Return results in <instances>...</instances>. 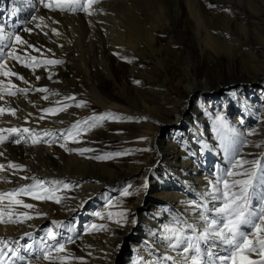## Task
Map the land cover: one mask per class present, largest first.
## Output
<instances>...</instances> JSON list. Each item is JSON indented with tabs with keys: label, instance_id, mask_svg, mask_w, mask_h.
<instances>
[{
	"label": "bare ground",
	"instance_id": "6f19581e",
	"mask_svg": "<svg viewBox=\"0 0 264 264\" xmlns=\"http://www.w3.org/2000/svg\"><path fill=\"white\" fill-rule=\"evenodd\" d=\"M2 1L4 3L0 5V28H3L4 34L14 35L19 31L18 28L24 25L25 21L21 17L25 14L22 11L33 14L40 12L44 19L42 21L38 19L37 23L41 25L42 36L33 38L37 41L33 44L42 46L43 56L31 49H28V52L39 59H58L63 63L48 65L47 70L43 66L38 67L35 75H33L30 68L23 67L14 60L8 61L9 67H12L14 71L30 81V85H25L16 77H10L12 83L18 87H46L50 92H56L59 95L50 96L48 100L41 98L47 93L34 91H29L26 97L23 95L5 96V99L10 101L11 106L18 110L16 116L5 114L0 117V128H29L39 134V138H45L50 143L44 145V142L41 141L33 144L32 139L37 138V136L23 133L21 136L22 141L31 136L32 147L28 150H25L20 144L11 142V140L0 144V151L4 152V156L0 157V163L7 165L11 161L23 165L24 168L16 175L12 174L16 170L5 168V170L0 171V177H6L7 180L11 181L8 184L0 180V191L19 187V183L29 184L32 182L31 180L21 179L24 176L43 177V180L46 181L60 180L64 177V174L59 173V171L63 169L61 164L64 166L70 159V150L53 144L57 137H53L52 132H49L51 133L50 136H44L43 134L57 128V130L63 132L75 121V118L62 112H59L58 115L46 114L42 109L56 107L55 101L60 100L62 97H68L69 92L89 95L93 100L101 102L100 100L104 94L98 82H101L102 75L98 73L96 65L101 64L102 69L107 71L108 76L115 80L109 62L110 54H118L120 51L124 55H129L131 57L130 71L132 74L145 79L149 78L151 82V77L146 76L144 70L139 69L136 63H143L141 59L153 61L162 70H158L159 75L157 74L158 76L153 81L159 82L168 75V78L170 77L171 80L177 82L176 85L189 82L190 94L201 91L211 99H214L211 93L221 86L232 84V82L223 84L224 76L218 73L215 67L216 58H220L223 54L229 60V73L231 76L239 72L235 70L241 64L244 67V71H241L243 75L252 78L257 86L260 85V88H264V0H107V2L98 0L88 11L77 10L75 12L51 11L43 7L39 0H11L10 3H6L5 0ZM82 3H85V0H82ZM84 7H87V4ZM89 12L92 14H88ZM48 21L51 22V25H48ZM53 21H58V23H53ZM44 25H47V27H44ZM53 28L57 30L58 35L52 32ZM69 30L77 34L75 42H69L68 36L65 38L68 42L65 41L63 36L68 34ZM163 31L170 35L171 41L169 44L173 47L172 51L182 58L183 67L179 73H173V63L169 51L167 53L166 46L164 47L160 37ZM44 33H47V35L45 36ZM3 43L7 44L9 42L3 41ZM47 49H51V51H47ZM20 54L23 55V53ZM49 72L52 74L51 79L48 78ZM37 75L40 77L39 80H36ZM0 80H4L7 84L6 78L0 77ZM138 84L141 86L147 85L144 81H140ZM60 87H65L68 92L61 94L56 91ZM137 96V102L141 104L140 107H143L144 113L152 114L153 110L150 108V103L146 101L143 94L139 93ZM116 102L117 100L112 99L102 107L105 111L114 113L118 118H125L124 114H128L127 108L115 104ZM0 106H5L3 101H0ZM231 106L234 107V114L238 116L233 118L237 123L248 110H252L258 118V127H260L261 135L264 137V98L260 102L238 94L231 99ZM29 113H32V115L29 116ZM40 116H45V119H39ZM66 118H68L67 122L64 123ZM181 122L192 123L195 127L204 126L202 120L196 117L188 116L182 118ZM145 127L150 132L158 130L152 121L145 124ZM4 134L7 135V133ZM180 137L182 136L178 135V138ZM206 138L202 130H193L192 138H190V151L172 150L171 143L162 148L163 145L159 144L155 136L147 138V144L151 147H157L156 150L163 161L168 162L167 158H164V154H170L172 163L178 164L182 169L181 174L186 178V182L179 186L169 188L168 184L165 183L153 187L151 191L153 197L159 196L164 201H170L173 207L182 209L183 216L190 219L193 218L194 214L184 202L197 200L198 195L206 191L208 186L206 183L208 175L202 168L203 162L199 152H202L204 147H206L208 153L218 152ZM64 139L65 137L62 140ZM184 139L186 140V138ZM57 140L61 142L60 138H57ZM196 147H199L200 151ZM250 149L261 151V145L254 143ZM139 172L142 173L143 179L146 180L148 177L152 180V183L159 179L152 177V175L157 174L154 165H147ZM134 173V171H131L130 175ZM193 177L198 181L197 185L200 186V189L196 187L194 182L191 183ZM82 180H84V186L89 191L86 196L90 195V197L103 190L105 186L112 184H106L103 178L90 174L83 175ZM85 182L91 184H85ZM161 182L163 183V181ZM149 193L150 190L147 188L141 191V196L135 200L136 202L125 210L128 222L116 223L117 228L111 233L110 239L108 238L106 241L97 239V246L100 250L98 248V252H96L99 256H96L97 259L94 264H98L101 257L103 264H114L116 262L118 249L124 240H127L131 227L136 223L139 216V209H142L145 205ZM86 196L84 198H87ZM31 202L34 205V208L31 209L32 212H30L33 219L23 223H0V238L8 240L12 247L14 245L13 241H18V246L24 244L34 245L37 232L42 229L47 220L62 222L60 221L61 218L53 219L52 214L47 218L49 212L48 214L44 213L43 216H37L36 214L39 212L36 208L37 202ZM151 206L156 212L155 217L148 218L144 216L142 218L144 230L139 232L146 235V239L156 247L157 254L147 256L142 252L141 256L146 264L157 259L158 255L161 256L170 251L166 249L159 236L151 235L154 231L159 232L161 224L157 221V218L162 215V207L158 203L153 201ZM21 209L18 207L16 210L19 212ZM68 215H63V217ZM20 219L23 220V217L21 216ZM139 224L137 223V225ZM146 224L156 228H148ZM53 227L54 230L58 231L59 228L57 229L55 225ZM29 232L32 233V236H25V233ZM21 254L24 255L22 249ZM88 257L93 259L90 255ZM39 259V264H48V261L42 258L41 251ZM27 261L28 264H34L29 259ZM17 264H21V262L17 261ZM71 264L79 263L74 262Z\"/></svg>",
	"mask_w": 264,
	"mask_h": 264
},
{
	"label": "rangeland",
	"instance_id": "374dc122",
	"mask_svg": "<svg viewBox=\"0 0 264 264\" xmlns=\"http://www.w3.org/2000/svg\"><path fill=\"white\" fill-rule=\"evenodd\" d=\"M5 1L6 3L11 2V0ZM104 1L107 2V0ZM3 3L4 2L0 0V5ZM83 4L86 6V0ZM22 12L25 15H22L21 18L24 19L25 23L18 28L19 31L16 32V34L21 35L30 43H36L37 41L33 38L41 37L42 30L36 27L38 24L37 20L32 21L31 18L33 16L41 17L42 15L40 12H37L38 14ZM50 23L48 21V25H51ZM25 27L32 28V34L24 32L23 28ZM75 36L77 37V34L69 30V33L65 34L63 37L64 39L67 37L69 42H75L77 40ZM160 37L164 47L166 46L165 49L167 53L169 51L171 62L173 63V73H179L183 67L182 58L172 51L173 47L169 44L171 41L170 35L163 31ZM67 39H65V41H67ZM109 56L110 67L115 75V80L108 76L107 71L102 69L101 64L96 65L97 71H99L98 73L102 75L101 82H98L104 94L100 100L101 102L93 100L89 95L69 92V96L75 97V101L64 100V97H62L60 100L63 101V103L72 105L66 111H62V113H68L75 118V121H73L71 125L68 124L69 126L63 132L57 130L58 128L48 131L52 132L53 137L55 136L61 140L60 142L56 138L53 144L57 145V147H61L63 144L64 149L68 148V150H70V159L64 166L61 164L63 169L59 171V173L62 172L64 174V177L60 178V181L69 185L67 189L61 186V190L56 193V195L61 197V202L55 203L51 200L38 201L30 197H21V199H23L25 203H32L31 201L37 202L36 208L39 211L38 213L43 212L42 214H48L49 212L47 218L51 216V214L54 217L53 219L61 218L60 221H62L63 226L60 227L58 231L63 233L65 238L71 236L75 240V243L66 244L68 252L74 257H82L83 264H94L97 259L96 256H99L98 253H96L99 248V246H97V239L102 241H106L108 238L110 239L111 233L117 228V224L113 221L118 217L114 215L113 221H110L106 218L107 213L125 211L141 196V191L147 188L150 190V193L146 198V203L142 209H139V216L136 219V223L131 227L127 240L125 239L118 249L116 262L114 263L146 264L141 256L142 252L147 256H154L157 254L155 250L156 247L146 239V235H142L143 233L139 232L144 230V224L142 222L144 216L148 218L155 217L156 212L152 208L151 202L154 201V203H158L162 207V215L160 218H157V221L161 225L169 223L174 216L182 214V209L173 207L170 201H164V199L159 196L154 198L153 193H151L152 188L165 183H167L170 188L171 186H179L186 182L185 176L181 174L182 169L178 164L172 163L170 154H164V158H167L166 160L169 163L163 161L159 152L156 150L157 147H151L147 144V138L149 136H155L159 144L163 145L161 146L162 148H165L166 144L171 143L172 150L190 151L192 131L196 129L198 131L202 130L211 146L218 151L216 152L217 154H212L208 153L206 147L202 148V152L199 147H196L198 151H200L199 156H201V161L203 162L202 168L208 175L207 185L208 180L214 179L215 173L228 167V151H226V149L229 147L237 148L240 155L247 160H261L264 162V137H262L260 127H258V118L252 110H248L237 123V121L233 119L237 115L234 114V107L231 106V99L238 94L261 102L264 98V88H260V85L257 86L252 78L243 75L242 72L244 71V67L241 64L238 65L235 70L239 72L231 76L229 73V60L223 54L220 58H216L215 67L218 73L224 76L223 84L229 82H232V84L221 86L215 92L211 93L214 99H211L209 96L207 97V95L201 91L190 94L189 82H182L180 85H176L177 82L171 80L170 77L168 78V75L163 77L159 82L153 81V79L159 75L158 70L161 68L153 61L150 62L148 59H141L143 63H136L139 69L144 70L146 76L151 77V82L149 78L145 79L132 74L130 71L131 57L129 55H124L123 52L119 51L118 54H110ZM122 57L124 59H122ZM169 74H171V72H169ZM138 80L139 82H146L147 85L141 86L140 84L134 83V81ZM175 88L177 89L175 90ZM56 91L61 94L63 92H68L65 87H60V89L58 88ZM139 93L143 94L146 101L150 103V108L153 110L152 114L147 112L144 113L143 107H140L141 104L137 102V95ZM168 95L169 97H167ZM112 99L117 100L115 104L127 108L128 114H124L125 118H118L114 115L117 118L105 119L100 122L98 126L90 129L81 125L79 135L68 137L67 140H62L63 137H67L68 131L71 130L72 125L77 121H83L85 118L93 115L111 113L110 111H105L102 106L106 105L107 101H112ZM80 101L86 102L85 106L76 107L75 104ZM127 116L129 117L128 119ZM188 116L201 119L204 126L195 127L192 123L181 122L182 118ZM221 117H223L222 126L220 121ZM67 119L68 118L64 120V123L67 122ZM151 121L155 127L158 128L157 131L154 130V132H157L156 134L148 131L145 127V124ZM178 135L182 137L178 138ZM184 138H186V140ZM74 139L78 142H74ZM41 141L44 142V145H48L45 143L49 141L45 138H42ZM254 143L261 145V151L250 149ZM19 144L22 145L25 150L30 149L32 147L31 136H28L26 140ZM83 148L93 149L94 151L85 152L83 155L76 151H71L72 149ZM107 153H120V155H114L112 158L104 160L90 158L102 156ZM192 160H194V158H192ZM147 165H154L157 174L152 175V177L159 178L153 183L148 177L146 180L143 179L142 173L139 172ZM131 171L135 173L130 175ZM85 174L99 176L105 180L106 184H112L105 186L103 190L95 193L91 197L90 195L86 196L89 191L84 186V180H82V176ZM39 178L43 179V177ZM160 180L163 181V183ZM193 182L196 187L200 189V186L197 185L198 181L194 177L191 180V183ZM25 184L28 183H19L18 186ZM85 184L91 183L85 182ZM125 188L128 189L130 195H123ZM85 196L87 198H84ZM110 202L112 205L111 207H109ZM257 203L258 201L254 197L253 205L255 206ZM21 207L19 208L21 209ZM23 210L29 211L22 208L19 212H23ZM29 212L32 211L30 210ZM95 213H101L105 218L101 219L97 217ZM67 214H69L67 217H63V215ZM52 221L59 220L49 219L44 223L42 229L36 234L34 247L30 252H24L22 249V253L34 264H39L40 248H42L40 238L45 235L44 229L54 226ZM137 223L140 224L137 225ZM91 224L107 225V230L86 232V227ZM146 226L151 229L156 228L147 224ZM17 246V244L13 245L14 248ZM89 253H91L90 256H92L94 260L88 257ZM102 260L101 257L99 263H97L101 264ZM74 262L82 264L80 260L71 261V263Z\"/></svg>",
	"mask_w": 264,
	"mask_h": 264
},
{
	"label": "snow or ice",
	"instance_id": "6c2138e0",
	"mask_svg": "<svg viewBox=\"0 0 264 264\" xmlns=\"http://www.w3.org/2000/svg\"><path fill=\"white\" fill-rule=\"evenodd\" d=\"M98 0H86L87 7H84L82 0H39L43 7L51 11H71L75 12L88 11L91 6ZM88 14H92L89 12ZM32 21L43 20L44 17L33 16ZM58 23V21H53ZM37 28L41 25L37 24ZM47 27V25H44ZM24 32L32 34L33 29L30 27L23 28ZM52 32L59 34L55 28ZM46 36L47 33H44ZM3 41L9 43L4 44ZM7 49V51H5ZM39 52L43 56L42 46L30 43L19 34H4L3 28H0V77L7 79L0 80V101L5 106H0V117L5 114L16 116L17 108L12 107L10 101L5 96L16 97L18 95L27 96L29 91L47 93L42 96L43 100H48L50 96H58L59 93L50 92L46 87H18L12 83L10 77L22 81L25 85H30V81L23 75L14 71L9 67L8 61L14 60L23 67L30 68L33 75L38 67L48 65L61 64L63 61L58 59H39L37 56L28 52ZM51 51V49H47ZM20 53H23L21 55ZM122 59H124L122 57ZM49 79L52 74L49 72ZM40 77L37 75L36 80ZM134 83H140L134 81ZM64 100L75 101V97H64ZM84 101L75 104L76 107L85 106ZM56 107H48L42 109L46 114L58 115L59 112L66 111L70 106L61 100L55 101ZM32 113H29L31 116ZM117 118L112 113L93 115L85 118L83 121H77L68 131V137L79 135L81 125L90 129L98 126L105 119ZM39 119H45L40 116ZM221 126L223 117L220 118ZM62 122V121H61ZM4 133H7L5 135ZM23 133H30L39 137V134L29 128L20 129L18 127L0 128V144L11 140V142L19 144L22 142ZM44 136H50L51 133L45 132ZM15 137V138H13ZM42 138L32 139V143H40ZM74 142H78L74 139ZM61 147H64L62 144ZM68 150V149H66ZM83 155L85 152L94 151L93 149H72ZM228 151V167L219 170L214 174V179L208 180L206 191L198 195L197 200L184 202L192 210L193 218H188L182 214L176 215L172 220L161 225L159 232H152L151 235L159 236L164 242L166 249L170 250L159 258L147 262V264H264V162L261 160H247L243 158L237 148L229 147ZM114 155L107 153L102 156L90 157L92 159L104 160L110 159ZM4 156V152L0 151V157ZM16 170L12 174L23 171V165L9 161L7 165L0 163V171ZM24 180H31L29 184L14 187L9 190L0 191V223H23L33 219L29 211L18 212L16 209L21 207L31 210L34 205L25 203L21 197H30L33 200L44 201L51 200L55 203L61 202V197L56 195L61 190L69 187L68 184L60 180L46 181L36 177H21ZM0 180L10 183L6 177H0ZM123 195H130L127 188L124 189ZM254 197L257 199V205H253ZM111 202L109 207H111ZM37 216L45 215L37 213ZM101 219L105 216L101 213H95ZM118 217L113 221V216ZM23 217V220L20 217ZM108 220L117 224L126 223L127 212L120 211L117 213L108 212ZM135 222V221H133ZM52 224L58 229L63 226L62 222L52 221ZM71 230V229H69ZM107 225L91 224L85 229L86 232L106 231ZM45 235L40 238L43 245L40 248L42 258L48 261V264H71L73 260H80L83 264L82 257H74L68 252L66 244L75 243L71 237H64L63 233L49 227L44 229ZM25 236H32V233H25ZM12 243L18 244V241ZM203 246V247H202ZM33 244H24L18 247L10 246L8 240L0 238V264H28L24 252H30ZM91 255V253H89ZM256 257V258H253ZM142 259V258H141Z\"/></svg>",
	"mask_w": 264,
	"mask_h": 264
}]
</instances>
